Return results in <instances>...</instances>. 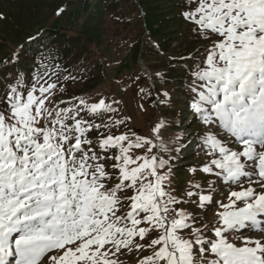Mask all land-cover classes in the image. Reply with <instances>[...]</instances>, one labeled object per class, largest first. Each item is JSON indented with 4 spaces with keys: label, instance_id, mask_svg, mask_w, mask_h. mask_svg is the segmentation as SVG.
<instances>
[{
    "label": "snow or ice",
    "instance_id": "1",
    "mask_svg": "<svg viewBox=\"0 0 264 264\" xmlns=\"http://www.w3.org/2000/svg\"><path fill=\"white\" fill-rule=\"evenodd\" d=\"M180 15L206 42L181 58L201 178L173 186L187 135L166 140L163 119L139 134L114 98L58 101L76 77L42 61L0 87V264H264V0H183Z\"/></svg>",
    "mask_w": 264,
    "mask_h": 264
},
{
    "label": "rangeland",
    "instance_id": "2",
    "mask_svg": "<svg viewBox=\"0 0 264 264\" xmlns=\"http://www.w3.org/2000/svg\"><path fill=\"white\" fill-rule=\"evenodd\" d=\"M92 1L94 3L97 0ZM119 2L118 10L108 7L103 11L99 23L102 32L101 46L105 51L98 50L97 54L104 55L105 76L87 82L82 78L61 81L65 83L67 90L63 95H57L56 99L68 100L73 96H89L93 100L100 97L114 98L120 101L121 113L132 118L130 124L139 134H147L149 125L159 119L168 124L163 133L166 140L174 132L188 133L187 142H190V146L174 162L172 177L173 186L183 192L188 187L189 180L200 179L203 175L193 176L188 169L203 164L208 157L199 147L197 133L203 129L199 121H194L188 106L191 96L184 81L189 80L190 76L183 70L188 61L181 58H186L200 43L206 42L199 41L190 33L191 25L182 17L181 20L173 21L172 31H167V28L162 31L156 29L158 34L150 36V27L140 5L136 1L132 4L128 0ZM182 2L183 0L181 5ZM82 3L83 0H0V64L12 58L17 51L24 53L27 50L40 49L39 41L49 42L53 38V32L64 26L71 29V33L77 32L89 12L95 9L90 5L88 12L82 11L76 18L73 17V9ZM181 5L169 12L177 10L180 13ZM60 8L64 11L57 15ZM175 24L180 26L175 27ZM29 37L34 39L30 40ZM139 43V52L136 55ZM20 45H23L22 50L19 49ZM139 71L145 72L144 78L148 83H157V87L150 86L152 91L148 99H142L139 93V88L145 86L143 74ZM156 73H162V78L157 77ZM61 75L63 76L62 73ZM164 91L169 93L170 100L167 103L154 104L158 97L163 98ZM141 103L145 105L146 111L138 107ZM190 121L194 122L189 126ZM232 190H239V186L234 185ZM221 192L225 197L223 202L227 203L226 192L224 189ZM216 211L213 207L207 219H212ZM232 235L229 234L230 238ZM120 259L123 264H136L137 257L128 253L120 256Z\"/></svg>",
    "mask_w": 264,
    "mask_h": 264
},
{
    "label": "trees",
    "instance_id": "3",
    "mask_svg": "<svg viewBox=\"0 0 264 264\" xmlns=\"http://www.w3.org/2000/svg\"><path fill=\"white\" fill-rule=\"evenodd\" d=\"M128 1L131 4L136 1L142 8L146 15L145 21L150 27V36L158 34L155 32L156 29L162 31V29L167 28V31H172L173 21L181 20V15L177 10L169 12L180 6L181 0H169L171 3L168 0ZM164 4L165 6H162ZM90 5L94 6L95 9L93 12H89L85 22L82 23L77 32L71 33L69 31L71 29L64 26L61 30L53 32V35L51 34L53 38L49 42L39 41L40 49L27 50L24 53L19 52L18 58L13 56L0 64V87H2L5 78L10 75L23 73L25 76H32L40 67L42 61L46 64H59L63 70V75H72L76 79L82 78L86 82L96 77L103 78L105 76L103 72L105 58L104 55L97 54L98 50L105 51L101 46L102 32L99 29V23L103 11L108 7L118 10L120 2L119 0H97L93 3L92 0H83L79 7L73 9V17L76 18L82 11L88 12ZM72 15H69L70 18H72ZM174 26L178 27L180 24ZM139 46L140 43L137 46L136 55L139 52ZM134 60L136 62L137 57ZM139 73L143 74L144 87L148 91H152L150 86L157 87V83L151 85L146 81L144 71H139Z\"/></svg>",
    "mask_w": 264,
    "mask_h": 264
}]
</instances>
